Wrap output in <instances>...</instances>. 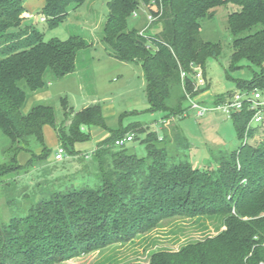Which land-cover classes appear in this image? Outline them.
I'll use <instances>...</instances> for the list:
<instances>
[{"label": "trees", "instance_id": "16d2710c", "mask_svg": "<svg viewBox=\"0 0 264 264\" xmlns=\"http://www.w3.org/2000/svg\"><path fill=\"white\" fill-rule=\"evenodd\" d=\"M87 0H45L41 15L46 29L66 20L70 7ZM154 4V35L129 27V18L141 4ZM152 4V5H153ZM233 4L228 28L233 40L232 68L246 59L261 67L250 80H238V90L264 89V0H109L102 41L112 49L109 56L140 63L144 72L149 110L164 112L165 120L183 119L187 97L181 71L188 73L191 95L206 91L196 87L192 64L201 66L209 56L218 57L221 45L201 37V21L220 6ZM25 0H0V129L8 136L13 153L8 170L20 168L18 154L34 153L33 139L46 154L45 125L56 131L69 155H78L74 144L91 138V129L102 127L110 135L98 142L93 153L98 163L95 187L47 190L21 215L0 222V264H55L80 257L117 242L134 239L174 217L222 216L226 229L214 237L193 242L178 252H159L148 264H264V137L248 127L253 112H236L232 120L241 140L231 151L213 155V168L194 167L189 160L173 162L159 134L150 131L143 143L147 156L130 153L116 141L129 131H140V122L112 128L99 103L75 111L62 98L65 121L58 124L55 107L39 102L26 112L28 99L47 90L52 81L77 73L79 57L90 67L93 43L82 34L67 39H45V30L22 15ZM149 42L156 50L149 47ZM88 55H87V54ZM85 66V67H86ZM180 87L175 96L172 91ZM235 92V91H234ZM234 92L215 97L223 101ZM178 146L190 141L176 134Z\"/></svg>", "mask_w": 264, "mask_h": 264}, {"label": "rangeland", "instance_id": "374dc122", "mask_svg": "<svg viewBox=\"0 0 264 264\" xmlns=\"http://www.w3.org/2000/svg\"><path fill=\"white\" fill-rule=\"evenodd\" d=\"M33 1L38 5L33 13L40 16L43 2ZM108 1L87 0L79 7L72 5L66 20L55 29H46L45 23L37 18L31 20L37 22L40 29L45 30L46 40L67 39L73 34H82L93 43L89 50L94 57L90 67L86 66L83 55L79 57L78 72L81 83L76 76L52 81L48 87L50 92L48 100L39 102H47L55 107L59 125L65 121L62 98H66L69 106L74 107L75 111L99 103L105 112L108 126L112 128L126 127L131 123L140 122V131H129V134H133V140L127 142L125 147L130 153H135L139 157L147 156L143 140L150 131H154L159 134L160 140L163 139L160 146L165 145L168 148L173 162L189 160L194 167L213 168L214 163H210L213 160L210 152L218 156L219 150L229 152L237 149L241 144L233 120L218 113H209L204 118L189 116L166 121L164 112L150 111L141 64L121 61L109 56L112 49L102 41L103 28L109 12ZM152 4H141L129 18L130 28L135 27L147 36L160 31V24L150 22L148 19L149 15L156 18L150 12L151 8L156 10V6ZM236 8L233 4L217 7L213 16L201 21V37L205 41L221 45L220 55L209 56L204 64L203 68L209 84L206 89L208 93L204 91L196 95L201 103L212 104L216 96L236 91L238 80H250L255 72L261 70V67L246 59L240 61L239 68L231 66L235 36L228 28V14ZM22 16L24 17V14ZM149 47L153 52L156 50L150 42ZM180 91V87H176L172 94L175 96ZM31 97L27 101L25 111L39 103L34 102L31 106ZM28 106L30 107L27 108ZM258 128V134L250 140L252 144H258L264 137V123ZM177 133L188 138L190 141L188 149L177 145L175 142ZM53 139L54 137L48 142L52 143ZM11 144V139L0 129L1 223H8L12 217L25 213L30 204L40 199L47 190L95 187L99 182V167L93 157L97 144L94 133L90 139L74 144L76 154L89 153L90 159H85L83 156L70 159L66 152L67 157L64 161H57L55 159L57 148L54 144L49 146L51 151L46 154L41 144L33 139L31 148L34 153L21 151L17 158L19 163H23L22 167H12L8 170L13 155L9 151ZM47 144L45 140V145ZM224 229L226 227L222 216H174L161 221L157 226L132 240L113 243L55 264H148L151 257L159 252H178L187 244L214 237Z\"/></svg>", "mask_w": 264, "mask_h": 264}, {"label": "built area", "instance_id": "2783aa9c", "mask_svg": "<svg viewBox=\"0 0 264 264\" xmlns=\"http://www.w3.org/2000/svg\"><path fill=\"white\" fill-rule=\"evenodd\" d=\"M24 17L26 19H38L41 22L46 21V17L44 15L38 16L33 12H25ZM150 22H153L156 18H153L152 15L148 16ZM144 34V32H140ZM195 73L194 83L196 87L202 88L206 86V78L204 75V71L201 66H197L192 64ZM188 73L185 71H181V79L183 90L186 93L187 102H186V110L180 117H189L194 116L196 118H204L209 113H218L223 115L224 117L231 119L234 113L243 111L244 109H248L253 112V116L248 123V127L259 126L264 123V89H253V90H238L235 91L231 96L226 97L223 101L212 104H204L201 103L196 96L191 95L186 89V77ZM133 140V134H127L123 138H120L116 141L117 146H125L127 142ZM57 160H63L67 157L66 150L61 145L58 147L56 153ZM87 157V155H86Z\"/></svg>", "mask_w": 264, "mask_h": 264}, {"label": "crops", "instance_id": "0c3cea01", "mask_svg": "<svg viewBox=\"0 0 264 264\" xmlns=\"http://www.w3.org/2000/svg\"><path fill=\"white\" fill-rule=\"evenodd\" d=\"M34 1L33 0H25V4H26V7H27V11L28 12H34L37 8H38V5L37 4H35V3H33ZM42 7L44 6V3H45V0H42ZM93 59H94V57H93ZM72 76H76L78 79H79V81H80V83H81V76H80V73L79 72H77V73H75V74H72V75H69V76H66V77H72ZM52 83V82H51ZM50 83V84H51ZM49 84V85H50ZM205 93H208L207 91H205ZM50 96V92L48 91V89L47 90H44V91H41V92H38V93H35L32 97H31V99H30V101H31V106H32V104L34 103V102H39V101H45V100H48V97ZM88 106V105H87ZM30 106H28L27 108H29ZM86 107V106H85ZM26 108V107H25ZM84 108V107H83ZM102 109H103V107H102ZM29 111V109H26V112H28ZM103 113H104V115H105V112H104V110H103ZM99 127H94V128H92L91 129V135L94 133L95 134V138H96V142H97V144H98V142H100V141H102V140H104L105 138H107L109 135H110V133H109V131L108 130H106V129H104V128H102V127H100L101 129H98ZM43 132H44V137H45V140H46V142L48 143L47 144V147L48 148H50L49 146L50 145H52V144H54L55 146H56V148H57V150H58V147L60 146V142H59V138H58V135H57V133H56V131L53 129V127H51V126H49V125H45L44 126V128H43ZM52 137H54V139L52 140V143L51 142H48V140H50ZM97 144H96V148H97ZM57 150H56V152H55V156H56V153H57ZM96 150V149H95ZM93 153H94V151H93ZM86 155H87V157H86ZM82 156L85 158V159H90L89 157V153H86V154H78V155H74V156H71V155H69L68 154V157L70 158V159H74V158H82ZM73 157V158H72ZM55 159H56V157H55ZM57 160V159H56ZM57 161H64V159L63 160H57ZM18 162H19V160H18ZM21 164V163H20ZM21 165H23V163L21 164Z\"/></svg>", "mask_w": 264, "mask_h": 264}]
</instances>
